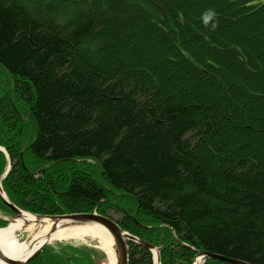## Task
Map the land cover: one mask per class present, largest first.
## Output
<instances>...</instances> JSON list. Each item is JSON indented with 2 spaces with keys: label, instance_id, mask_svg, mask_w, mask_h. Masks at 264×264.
<instances>
[{
  "label": "trees",
  "instance_id": "16d2710c",
  "mask_svg": "<svg viewBox=\"0 0 264 264\" xmlns=\"http://www.w3.org/2000/svg\"><path fill=\"white\" fill-rule=\"evenodd\" d=\"M189 1L0 0L2 188L36 215H118L161 264H264V39L220 13L264 33V1Z\"/></svg>",
  "mask_w": 264,
  "mask_h": 264
},
{
  "label": "bare ground",
  "instance_id": "6f19581e",
  "mask_svg": "<svg viewBox=\"0 0 264 264\" xmlns=\"http://www.w3.org/2000/svg\"><path fill=\"white\" fill-rule=\"evenodd\" d=\"M68 224H71L68 219L58 221L57 228L53 230L51 221L22 212L0 229V252L5 258L22 262L44 243L84 242L91 239L107 256V264H115L113 240L104 228L91 222L75 226ZM18 233L27 234V239L19 240ZM0 264L6 263L0 261Z\"/></svg>",
  "mask_w": 264,
  "mask_h": 264
},
{
  "label": "water",
  "instance_id": "95a60500",
  "mask_svg": "<svg viewBox=\"0 0 264 264\" xmlns=\"http://www.w3.org/2000/svg\"><path fill=\"white\" fill-rule=\"evenodd\" d=\"M9 171V170H8ZM8 171L5 173L4 177L8 174ZM0 198L4 202V204L15 214L19 215L21 211L14 207L13 205L9 204L6 201L5 197L2 194L1 184H0ZM37 218L47 219L53 222V230L57 228L58 221H62L68 219L71 221V226L81 225L85 223H94L102 228H104L109 235L112 237L115 247V254H116V264H128V255H127V243H138L142 245L144 248L152 251V246L146 244L142 241H139L136 237L124 232L121 228L110 218L98 214H74V215H63V216H36ZM55 224V226H54ZM45 244H43L40 248H38L35 252H33L30 256L26 258L23 262H18L14 260H10L5 258L0 252V261L5 262L6 264H28L32 261L44 248ZM198 258L204 261L205 259H214L218 260L227 264H248L241 261H235L230 259H225L220 256L210 254V253H203L199 254ZM198 261V262H197ZM157 262L159 263V258L157 257ZM199 260L196 259L195 264H198Z\"/></svg>",
  "mask_w": 264,
  "mask_h": 264
},
{
  "label": "rangeland",
  "instance_id": "374dc122",
  "mask_svg": "<svg viewBox=\"0 0 264 264\" xmlns=\"http://www.w3.org/2000/svg\"><path fill=\"white\" fill-rule=\"evenodd\" d=\"M262 1H264V0H260V2H262ZM189 3H193L194 4V2L192 1V0H190L189 1ZM182 4H186L185 2H183ZM222 15H225V17H226V19L227 20H229V21H233L234 23H235V25L236 24H238L239 25V27H238V37H242V36H246L248 33V35L249 36H253V38L255 39V40H261V39H264V33H262V32H260L259 31V29L256 27V26H254V28L252 29V27L251 28H249V32H248V30H245L244 28H240L241 27V20L240 19H238L236 16H234V15H231L229 12H227V11H225V10H223V11H221L220 12ZM102 15H104V17H106V16H108V15H111V12L109 11V10H102ZM205 20V19H204ZM123 23V22H122ZM202 23V22H201ZM190 25L192 26V27H194L195 26V24H194V22L193 21H191V23H190ZM126 28H129V27H126ZM126 30H128V29H126ZM251 30H254V34H253V32L251 31ZM150 38L152 39V41H153V43L155 42L156 44H157V40H159V35H158V32L157 31H154L153 32V34H150ZM122 37H124V38H126V37H128V33H127V31H125V32H123V34H122ZM156 51H158L159 52V50H158V48L156 47ZM220 71L222 72V73H225L224 72V70L223 69H220ZM246 72L245 71H243V74H245ZM247 75H250V74H247ZM229 79H232L233 81H235V82H237V83H239L240 84V82H239V80L236 78V76L235 75H233V76H231ZM241 85V84H240ZM115 221H118L119 220V216L118 215H115V214H112V215H110ZM0 219H2V221H3V224H8V223H10L13 219H14V217H11V216H7V214H6V212L5 211H3V210H0ZM17 236H18V239L19 240H25V239H27V237H28V235L27 234H25V233H23V234H20V233H18L17 234ZM57 243V242H56ZM54 243V244H51L50 246H48L47 248H52L53 250H55V251H57V250H59V248H60V246H59V244H62V245H70V246H74L75 248H85V249H89V250H98L99 248H95V246L97 247L98 246V243L95 241V240H91V239H86L84 242H62V243ZM73 247V248H74ZM84 252V251H83ZM97 252V251H96ZM102 252V251H101ZM71 255H74V256H77L78 258H79V254H77V253H70ZM97 255L99 256L100 255V257H102V253L100 254L99 253V250H98V253H97Z\"/></svg>",
  "mask_w": 264,
  "mask_h": 264
},
{
  "label": "clouds",
  "instance_id": "9594fccd",
  "mask_svg": "<svg viewBox=\"0 0 264 264\" xmlns=\"http://www.w3.org/2000/svg\"><path fill=\"white\" fill-rule=\"evenodd\" d=\"M204 19H205V21H207L209 19V16L205 15Z\"/></svg>",
  "mask_w": 264,
  "mask_h": 264
}]
</instances>
